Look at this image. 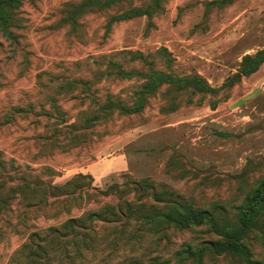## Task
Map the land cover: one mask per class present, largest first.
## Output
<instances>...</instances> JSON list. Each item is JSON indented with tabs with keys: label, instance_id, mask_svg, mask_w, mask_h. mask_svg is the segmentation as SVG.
I'll list each match as a JSON object with an SVG mask.
<instances>
[{
	"label": "rangeland",
	"instance_id": "rangeland-1",
	"mask_svg": "<svg viewBox=\"0 0 264 264\" xmlns=\"http://www.w3.org/2000/svg\"><path fill=\"white\" fill-rule=\"evenodd\" d=\"M11 19L0 264H177L216 240L206 226H149L172 202L233 212L264 179V62L244 73L264 53V0H20ZM152 72L212 91L149 90ZM247 243L249 263L203 264H264V236Z\"/></svg>",
	"mask_w": 264,
	"mask_h": 264
},
{
	"label": "trees",
	"instance_id": "trees-1",
	"mask_svg": "<svg viewBox=\"0 0 264 264\" xmlns=\"http://www.w3.org/2000/svg\"><path fill=\"white\" fill-rule=\"evenodd\" d=\"M19 4L20 0H0V29L4 31L8 29L12 20V9L17 8ZM143 14L134 10L128 12L125 17ZM263 62L264 53L254 56L250 59V65L244 69V73L256 72ZM150 78L151 84L146 87L149 90H154L165 82L178 80L182 86H193L199 92L212 91L200 77L178 78L152 72ZM171 204L174 206L171 205L169 211L152 218L150 229L157 231L160 226L159 221H164L179 227L206 226L216 236V240L204 241L195 250L188 247L178 254L177 264H203L206 254L219 256L225 253L235 259L251 262L250 247L247 243L248 236L251 233L264 236V179L251 194L243 199L241 204L232 208L233 212H229L217 204H214L211 210L195 209L189 203L172 202ZM33 254L41 255L38 249H35Z\"/></svg>",
	"mask_w": 264,
	"mask_h": 264
},
{
	"label": "crops",
	"instance_id": "crops-1",
	"mask_svg": "<svg viewBox=\"0 0 264 264\" xmlns=\"http://www.w3.org/2000/svg\"><path fill=\"white\" fill-rule=\"evenodd\" d=\"M107 166V165H106ZM111 168L113 171H123L126 169V162H124L121 158H118L114 160V162L111 163ZM90 173H96L98 174V168L95 166H92V168L89 169ZM95 176V175H94Z\"/></svg>",
	"mask_w": 264,
	"mask_h": 264
}]
</instances>
